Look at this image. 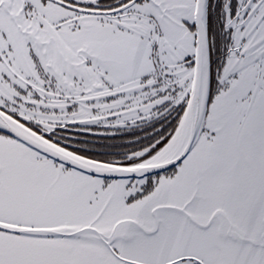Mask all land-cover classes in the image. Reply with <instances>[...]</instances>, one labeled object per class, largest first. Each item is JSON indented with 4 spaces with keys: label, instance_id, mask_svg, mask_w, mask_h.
Listing matches in <instances>:
<instances>
[{
    "label": "snow or ice",
    "instance_id": "1",
    "mask_svg": "<svg viewBox=\"0 0 264 264\" xmlns=\"http://www.w3.org/2000/svg\"><path fill=\"white\" fill-rule=\"evenodd\" d=\"M0 264H264V0H0Z\"/></svg>",
    "mask_w": 264,
    "mask_h": 264
}]
</instances>
